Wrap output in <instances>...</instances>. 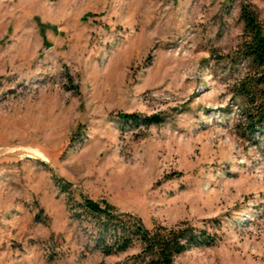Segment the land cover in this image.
<instances>
[{
	"label": "rangeland",
	"instance_id": "obj_1",
	"mask_svg": "<svg viewBox=\"0 0 264 264\" xmlns=\"http://www.w3.org/2000/svg\"><path fill=\"white\" fill-rule=\"evenodd\" d=\"M242 1L264 21V0H0V264H147L137 243L95 249L98 227L70 217L69 195L148 229L220 221L217 243L173 264H264ZM120 112L163 120L123 127Z\"/></svg>",
	"mask_w": 264,
	"mask_h": 264
},
{
	"label": "trees",
	"instance_id": "obj_2",
	"mask_svg": "<svg viewBox=\"0 0 264 264\" xmlns=\"http://www.w3.org/2000/svg\"><path fill=\"white\" fill-rule=\"evenodd\" d=\"M239 18L243 29L238 52L251 65L253 72L241 78L237 88L244 99L243 118L249 128H255L264 126V21L244 1L239 7ZM117 118L123 127L129 128L147 127L163 120L160 114L140 112H120ZM59 188L63 192L67 191L64 185ZM66 203L71 218L81 219L87 213L92 216L94 225L98 227V235L94 238L95 249L106 256L124 252L137 243L141 249L135 258L147 264H173L175 257L188 248L211 246L220 239L216 233L221 229V224L215 218L204 220L202 227L181 221L170 227L158 223L148 229L140 218L119 213L109 203L102 207L98 201L90 198L78 202L71 195ZM207 223L210 224L207 226ZM208 227H213L215 231L210 232ZM56 255L53 253L49 260H54Z\"/></svg>",
	"mask_w": 264,
	"mask_h": 264
}]
</instances>
